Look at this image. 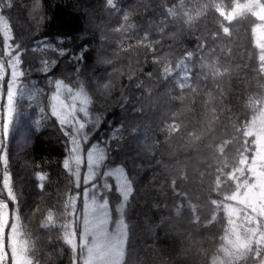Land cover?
<instances>
[{"label":"trees","instance_id":"1","mask_svg":"<svg viewBox=\"0 0 264 264\" xmlns=\"http://www.w3.org/2000/svg\"><path fill=\"white\" fill-rule=\"evenodd\" d=\"M236 3L0 0L2 110L14 92L0 136V204L8 210L1 263L13 264L12 230L31 264H84L70 228L80 239L87 199L106 206L110 233L123 226L118 264L225 258L226 202L253 180L243 159L252 162L251 128L264 117L259 19L252 11L229 18ZM59 84L86 97L80 122L56 112ZM93 149L100 158L87 180ZM76 153L80 174L71 166ZM259 231L227 264L264 261L263 223Z\"/></svg>","mask_w":264,"mask_h":264},{"label":"rangeland","instance_id":"2","mask_svg":"<svg viewBox=\"0 0 264 264\" xmlns=\"http://www.w3.org/2000/svg\"><path fill=\"white\" fill-rule=\"evenodd\" d=\"M234 10L230 13L229 18H234L241 11H252L259 19L257 26L256 42L261 49L262 59L264 60V5L259 0H245L238 2ZM15 71V69H13ZM14 73V72H13ZM14 89L11 87V90ZM14 92L12 91V94ZM12 94L8 96L5 108L2 110L0 96V136L7 128L13 110ZM56 112L63 121L70 122L75 119L78 123V111H85L87 105L86 97L78 92L72 91L67 86L59 84L54 96ZM4 112V116H3ZM80 122V121H79ZM80 126V125H79ZM264 117H260L259 122L253 125L252 131L257 136L256 151L252 162L247 163L243 159V164H248V168L253 177L252 182H244V189H239L235 193L228 196L226 202V210L229 216V232L226 237L225 258L217 259L214 264H227L234 259L241 258L248 249L249 244L254 239H261L263 234L259 231V220H264ZM257 130V131H256ZM100 154L93 149L86 156L88 169L86 171V179L90 180L94 175L95 167L98 163ZM83 158L79 154H75L72 159L71 166L76 174H80V164ZM114 177L121 183V192L126 193L128 190L125 175L120 171H113ZM6 189H9L7 175L4 176ZM242 183L241 185H244ZM108 215V217H107ZM8 223V210L5 205L0 204V255L3 257L5 251V229ZM109 212L102 203H95L93 200H85L83 211V219L81 222L80 239L74 235V227L70 228V239L74 246L84 247L86 257L84 264H118L124 246L125 232L122 224L119 222L114 233L109 232ZM9 246L12 253L13 264H31L26 256V247L16 233L12 230L9 234ZM0 264H5V262ZM260 264H264V261Z\"/></svg>","mask_w":264,"mask_h":264}]
</instances>
